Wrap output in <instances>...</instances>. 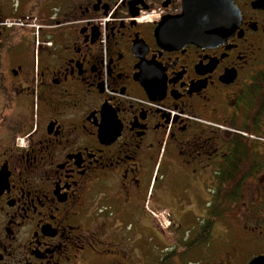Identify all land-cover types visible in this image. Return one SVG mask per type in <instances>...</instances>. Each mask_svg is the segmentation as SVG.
<instances>
[{
  "label": "flooded vegetation",
  "instance_id": "flooded-vegetation-1",
  "mask_svg": "<svg viewBox=\"0 0 264 264\" xmlns=\"http://www.w3.org/2000/svg\"><path fill=\"white\" fill-rule=\"evenodd\" d=\"M204 1L0 0V264L264 258V0Z\"/></svg>",
  "mask_w": 264,
  "mask_h": 264
},
{
  "label": "water",
  "instance_id": "water-1",
  "mask_svg": "<svg viewBox=\"0 0 264 264\" xmlns=\"http://www.w3.org/2000/svg\"><path fill=\"white\" fill-rule=\"evenodd\" d=\"M184 3H185V7L189 8L188 7L189 3L187 2V0L186 1L184 0ZM216 9H217V5L215 0H206L204 1L203 4L196 6L194 10L210 13L216 11ZM175 19L179 22H183V19H197L198 21L200 17L180 16ZM216 22L217 21L214 20V22L205 23V24H199V23L189 24V25L177 24L173 30V33L177 35L176 43L200 44V43H211L215 41L219 36L223 35L225 33V29H227V25L225 23L223 24L222 22L221 23H216ZM253 264H264V258L255 260Z\"/></svg>",
  "mask_w": 264,
  "mask_h": 264
},
{
  "label": "rangeland",
  "instance_id": "rangeland-1",
  "mask_svg": "<svg viewBox=\"0 0 264 264\" xmlns=\"http://www.w3.org/2000/svg\"><path fill=\"white\" fill-rule=\"evenodd\" d=\"M149 210L153 213V214H151V212H149L150 217H151V223L154 226H157L160 229L162 228V230L164 231V233H166V234H164V237H165V244H166V247H167V254L169 252H171V251H174V250L176 252H178L179 249H177V250L175 249L176 238L178 236L181 237V238H183V235L182 234L176 233L180 229H178L177 226L175 225V227H174L175 230L174 231L173 230H168L170 227H168V229L165 230L164 227L165 226H168L167 225L168 223H167V221L165 219V215H161L159 213H162V212L153 211L150 208H149ZM234 221L236 222L237 220H227V219H225V220H218V222H219L218 224L219 225H216V227H217V229H220V228H223V227L228 228V227H230L233 224ZM240 226H241V224H240ZM176 229H178V230H176ZM168 231H170V232L173 231V233H169ZM217 232H218V230H217Z\"/></svg>",
  "mask_w": 264,
  "mask_h": 264
}]
</instances>
